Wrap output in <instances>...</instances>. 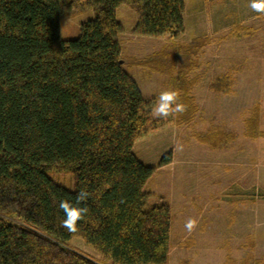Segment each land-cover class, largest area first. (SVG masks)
Returning a JSON list of instances; mask_svg holds the SVG:
<instances>
[{"label":"trees","instance_id":"obj_1","mask_svg":"<svg viewBox=\"0 0 264 264\" xmlns=\"http://www.w3.org/2000/svg\"><path fill=\"white\" fill-rule=\"evenodd\" d=\"M122 5L138 16L137 36L177 39L185 32L184 0H0V264L169 263L171 206L148 205L144 189L156 168L134 153L165 119L152 115L154 104L124 68L116 17ZM78 8L95 17L79 37L64 40L60 16ZM200 46L206 43L195 38L128 65L157 71L179 61L185 76ZM194 83L177 96L185 106L171 114L178 124L197 110ZM234 83L226 73L209 89L230 95ZM260 114L256 106L246 118V137H264ZM205 135L202 142L214 150L233 138L224 131ZM172 162L168 153L159 167ZM50 173H70L75 188ZM81 189L88 196L78 206L86 211L77 231L68 232L58 204L76 203ZM74 238L102 261L71 247Z\"/></svg>","mask_w":264,"mask_h":264},{"label":"rangeland","instance_id":"obj_2","mask_svg":"<svg viewBox=\"0 0 264 264\" xmlns=\"http://www.w3.org/2000/svg\"><path fill=\"white\" fill-rule=\"evenodd\" d=\"M184 1L185 32L177 39L137 36L136 12L122 5L116 13L123 26L124 68L147 100L155 104L163 90L180 95L195 80L191 94L197 110L190 122L178 124L170 115L160 129L135 144L139 160L156 168L144 189L147 203L171 206L168 264H264V137L245 136V120L256 106L264 132V15L250 10L247 0ZM94 17L88 8L63 13L61 38L76 39L82 24ZM195 38L206 46H200L193 63H185V76L179 61L157 71L128 65ZM226 73L235 77L233 93L212 92L209 85ZM215 131L233 136L221 150L202 142ZM168 153L173 162L159 167ZM49 175L66 189L75 188L70 173ZM189 219L195 221L191 231L184 226ZM70 246L102 261L81 239L74 238Z\"/></svg>","mask_w":264,"mask_h":264},{"label":"clouds","instance_id":"obj_3","mask_svg":"<svg viewBox=\"0 0 264 264\" xmlns=\"http://www.w3.org/2000/svg\"><path fill=\"white\" fill-rule=\"evenodd\" d=\"M247 7L258 15H264V0H247ZM177 92L174 90H163L156 97L151 112L154 117L167 119L173 113H180L185 110L182 103H177ZM88 193L81 189L76 193V203L61 199L58 207L63 212L61 221L62 227L68 232H75L78 228V221L82 219V214L86 209L78 206L79 202L84 201ZM195 225V221L189 219L185 222V228L191 231Z\"/></svg>","mask_w":264,"mask_h":264},{"label":"crops","instance_id":"obj_4","mask_svg":"<svg viewBox=\"0 0 264 264\" xmlns=\"http://www.w3.org/2000/svg\"><path fill=\"white\" fill-rule=\"evenodd\" d=\"M221 150V149H220Z\"/></svg>","mask_w":264,"mask_h":264}]
</instances>
